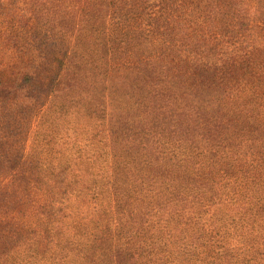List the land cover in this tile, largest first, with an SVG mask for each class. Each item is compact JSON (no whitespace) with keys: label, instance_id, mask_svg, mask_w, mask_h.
I'll use <instances>...</instances> for the list:
<instances>
[{"label":"trees","instance_id":"obj_1","mask_svg":"<svg viewBox=\"0 0 264 264\" xmlns=\"http://www.w3.org/2000/svg\"><path fill=\"white\" fill-rule=\"evenodd\" d=\"M87 88L111 162L79 178L90 243L46 264H264V0H0V264L40 241L21 144ZM52 175L51 200L72 194L78 174Z\"/></svg>","mask_w":264,"mask_h":264},{"label":"rangeland","instance_id":"obj_2","mask_svg":"<svg viewBox=\"0 0 264 264\" xmlns=\"http://www.w3.org/2000/svg\"><path fill=\"white\" fill-rule=\"evenodd\" d=\"M97 52L99 51L97 50ZM93 55L97 56L96 54ZM100 56L101 53L97 64H101L103 61ZM47 69H54V65H47L45 70ZM52 72L54 71L46 72L45 75L47 74L48 76ZM85 72H87L88 77L82 84H85V82L91 83L93 80L101 78V75ZM88 89L83 92L84 97L82 99L84 100L76 99L74 101L70 99L63 101L67 99V96L64 95L65 92H63V100H53L55 102L46 104L43 108L45 111V123L42 126L34 124L30 134L21 144L25 154L35 158L37 173L41 171L44 173L42 175L44 185H35V191L40 194V203L45 202V210L41 211L43 212L42 214L36 210L30 213V216L28 214V217L23 220L25 226H28V223L32 224L36 223L37 220H41L36 223V228L38 226L39 228H37L34 236L38 237L40 241L38 246L32 242L30 248H23L24 251H21V254L17 257L18 263L46 264V262L51 261V255L53 256L61 251L66 252L70 248H82L89 244L92 239L91 235L88 236L89 231L87 229L74 235L78 226H83L89 222V214L93 212L95 206L92 200L77 195L80 190L79 178L87 179L86 172L88 171L91 175L87 180L91 181L98 172H103L105 165L111 162V152L109 147L105 146L107 135L104 133L103 128L106 127L102 126L103 124L101 127H97L99 121L92 108L93 100L91 98H95L97 91L90 89L87 92ZM75 92L78 93L79 90H75ZM67 94L72 97L73 92H68ZM42 127L45 134L38 135V131ZM97 131H100L99 137L96 136ZM44 135L45 147H39V140ZM134 157L135 177L137 180V177L140 176L138 171L142 166V162L147 159L153 160L154 155L137 148L134 151ZM64 168L67 175L71 176L76 173L78 177L70 178L72 186L70 191H72V194L64 196L56 193V199L53 201L51 196L45 192L46 186L56 184L54 182L58 181V179L54 180L52 174ZM134 195H136V191H134ZM48 211H52V216L57 214L55 219L50 218V222L46 219L49 218ZM12 221H16V219L13 218ZM57 232L59 233L57 234ZM72 258L73 256H71Z\"/></svg>","mask_w":264,"mask_h":264}]
</instances>
